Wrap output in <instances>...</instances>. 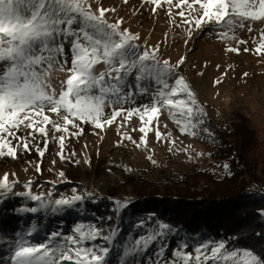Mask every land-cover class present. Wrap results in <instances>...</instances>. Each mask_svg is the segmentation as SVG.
Listing matches in <instances>:
<instances>
[{"label": "snow or ice", "instance_id": "obj_1", "mask_svg": "<svg viewBox=\"0 0 264 264\" xmlns=\"http://www.w3.org/2000/svg\"><path fill=\"white\" fill-rule=\"evenodd\" d=\"M142 5H150L153 14L164 10L169 24L181 29L174 36L186 47L194 36L207 32L225 45L226 54L242 50L264 56V0H142ZM126 24L117 8L104 6L102 0H0V158L15 161L33 150L43 158L49 143L56 142L60 159L71 160L76 153L64 154L66 140L79 138L86 125L98 130L96 135L116 125L121 137L118 146L130 141L138 149H148L149 134L154 133L157 142L171 145L169 152L175 149L190 155L194 151L191 144L177 148L178 137L161 130L168 128L164 116L182 136H212L206 126V105L181 74L186 57L175 62L163 58L161 43L142 44L140 33ZM245 30L257 33L250 37L254 48L245 46L248 40L240 37ZM225 76L226 72L215 78L213 87L221 85ZM138 96H147L148 102L137 104ZM133 118L139 127L131 131L141 133L139 141L121 131ZM147 159L157 163L152 155ZM83 163L90 166L91 161L85 158ZM222 167L228 170L230 165ZM35 168L41 171L40 164ZM124 170L134 171L130 167ZM9 175L6 172L0 177V206L10 197L35 203L13 207L17 216L82 215L85 201L98 202L94 192L76 188L71 195L59 197L52 191L37 193L32 180L23 184L24 191H15L20 181ZM58 175L63 181L64 171ZM109 199L112 215L93 213L94 220L74 221L67 232L62 227L42 231L37 221L19 231L11 230L5 220L8 210L0 207V264H111L113 258L117 264H142L138 258L143 256L149 264H264V254L251 247H230L223 239L201 238L192 246L181 239L166 256L168 238L179 234L153 214L133 222L129 235L121 238L123 214L131 200ZM133 231L135 235H131ZM6 232L14 233V238L6 240Z\"/></svg>", "mask_w": 264, "mask_h": 264}, {"label": "rangeland", "instance_id": "obj_2", "mask_svg": "<svg viewBox=\"0 0 264 264\" xmlns=\"http://www.w3.org/2000/svg\"><path fill=\"white\" fill-rule=\"evenodd\" d=\"M102 3L106 7L117 8L118 14L127 20L125 26L130 27L133 32L140 33L142 44L144 41H147L149 45L161 43L163 58L170 57L171 61L175 62L180 56L186 57L181 74L191 83L199 100L206 105L207 119L227 130L231 122L246 117L253 124L258 136L264 138V56H256L251 52L244 53L242 50L240 54H226L225 45L215 36L209 37L207 32L194 36L186 47L179 36H174L181 29L169 24L164 10H158V14H153L150 11L151 6L142 5V0H129L128 4H124L123 0H102ZM174 11H178V9ZM176 19L179 20V17ZM260 26L256 25L255 27ZM239 35L248 40V44L245 46L255 47L250 39L251 36L257 35L255 31L248 33L245 30L241 31ZM243 47L241 46V49ZM217 65H220L219 69H217ZM225 72L227 76L224 77V82L213 87V80L221 77ZM245 72L249 73L247 77L243 76ZM148 99L147 96H138L136 103H147ZM162 121L168 125V128L162 127L161 130L172 131L173 136L178 137L177 148H183L188 144L192 145L194 151H191L190 155L177 152L175 149L169 152L171 145L166 142H157L154 133L149 134L148 149L143 147L138 149L130 141H123L118 146L117 142L121 140V137L117 132L116 125L106 128L100 135L94 134L98 130L86 125L83 135L79 138L70 137L66 140L64 154L67 156L72 152L76 153L71 160L62 161L57 155L59 152L58 143L50 142L48 151L43 158L39 157L34 150L30 153L20 154L15 161L11 158H0V177L7 172L10 174V179L18 178L20 183L16 186L15 191H24L23 184L32 180L33 191L37 193L52 191L55 197H59L62 194L71 195V190L76 188L78 192H94L98 199L101 197L130 199L129 207H133L135 206V196L131 187L139 177L162 180L165 176H177L209 164L207 154L209 146L206 143H201L193 137L180 135L178 129L166 116L162 117ZM138 127V120L133 118L129 127L121 131H128L136 141H139L141 133L131 131L132 128ZM100 136H103V139ZM196 153H203V155H196ZM148 155H152L156 160L155 165L147 159ZM85 158L90 159V166L83 163ZM53 160H55V164L52 163ZM75 160L81 162L76 164L73 162ZM36 164H40V172L36 171ZM126 167H130L134 171H125ZM108 169L111 171L109 172ZM61 170L65 173L63 181L58 175ZM215 171L219 173L217 168ZM13 172L16 173V177L11 176ZM53 182L55 187H53ZM90 203L97 202L90 201ZM22 205L35 206V203L23 197H10L3 206H0L8 210L5 220L11 230L19 231L26 227L25 224L30 226L31 222L37 221L42 231L49 227H62L67 232L74 221H86L84 219L86 215L84 203L81 205L82 215L72 212L62 217L50 216L48 219L36 214L17 216L12 213L13 207ZM136 231H133L131 235H135ZM178 234V236L168 238L169 250L166 252V256L171 255V250L177 247L181 239H186L183 233ZM4 236L6 240H11L14 238V233L6 232ZM198 241L188 243L192 246ZM115 255L114 251L112 257ZM138 259L142 261V264H149L147 256ZM111 264H117L116 259L113 258Z\"/></svg>", "mask_w": 264, "mask_h": 264}, {"label": "trees", "instance_id": "obj_3", "mask_svg": "<svg viewBox=\"0 0 264 264\" xmlns=\"http://www.w3.org/2000/svg\"><path fill=\"white\" fill-rule=\"evenodd\" d=\"M206 126L212 136L196 140L209 146V164L162 180L139 177L131 187L135 206L123 214L121 238L129 235L133 222L153 214L188 242L223 239L230 247H251L264 254V138L246 117L231 122L227 130L210 119ZM224 163L230 165L228 170ZM112 207L106 197L97 203L85 201L84 219L94 220L93 213L112 215Z\"/></svg>", "mask_w": 264, "mask_h": 264}]
</instances>
